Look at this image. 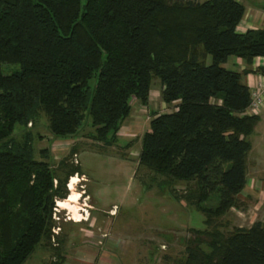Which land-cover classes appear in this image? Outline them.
<instances>
[{"label": "trees", "instance_id": "trees-1", "mask_svg": "<svg viewBox=\"0 0 264 264\" xmlns=\"http://www.w3.org/2000/svg\"><path fill=\"white\" fill-rule=\"evenodd\" d=\"M243 13L238 0H0V264H23L49 242L54 200L77 172L63 159L51 167L46 148L35 158L27 125L43 114L55 138L88 125L110 144L131 103L146 105L153 79L173 105L151 114L137 164L164 184L191 183L184 200L204 217L178 264H264V221L229 232L214 222L239 204L259 121L245 113L242 77L264 68L221 66L264 57V26L236 30Z\"/></svg>", "mask_w": 264, "mask_h": 264}, {"label": "rangeland", "instance_id": "rangeland-1", "mask_svg": "<svg viewBox=\"0 0 264 264\" xmlns=\"http://www.w3.org/2000/svg\"><path fill=\"white\" fill-rule=\"evenodd\" d=\"M204 62L210 63L206 55ZM228 69L238 66L228 64ZM153 79L146 105L131 103L116 140L110 144L93 140L84 126L65 139L53 137L40 114L27 125L35 158L48 149L49 164L63 159L77 172L65 182L66 195L55 199L49 242L36 247L23 264H178L189 228H204L203 215L191 207L184 195L191 183L163 182V177L137 164L140 136L148 130L151 114L172 110L159 96ZM261 109L256 112L260 115ZM263 118V119H262ZM249 135L251 148L246 158V184L237 194L238 206L216 217V227L229 232L264 221V111ZM85 123L88 118L85 117ZM15 125L13 137L22 130ZM61 177L62 173L57 171ZM206 206H213L208 200ZM55 223V222H54ZM47 243V244H46ZM56 248V249H54Z\"/></svg>", "mask_w": 264, "mask_h": 264}, {"label": "crops", "instance_id": "crops-1", "mask_svg": "<svg viewBox=\"0 0 264 264\" xmlns=\"http://www.w3.org/2000/svg\"><path fill=\"white\" fill-rule=\"evenodd\" d=\"M195 1L201 2L203 0H195ZM238 1L243 5L244 13L239 23L236 26L237 31L243 32L247 28H260L264 26V0H238ZM228 64L238 66L237 69L238 71L246 67L251 68V65L247 66L244 64V62L241 59L233 56L227 57V59L225 60V62L221 64V66L227 68ZM255 76H256L255 72H249L242 77V81L244 84L248 86V83L253 82L255 80ZM149 96L150 94H148V98ZM263 111H264V96H263V105H262L261 113L259 115V121H258L259 123L263 119V118L261 119Z\"/></svg>", "mask_w": 264, "mask_h": 264}, {"label": "built area", "instance_id": "built-area-1", "mask_svg": "<svg viewBox=\"0 0 264 264\" xmlns=\"http://www.w3.org/2000/svg\"><path fill=\"white\" fill-rule=\"evenodd\" d=\"M251 68L253 70H257L260 68H264V57L257 56L252 58ZM255 80L253 82L248 83L249 88V104L245 109V113L247 114H255L262 108L263 105V96H264V73L256 71ZM56 210V202L52 208ZM53 213V212H52ZM54 233V231H53Z\"/></svg>", "mask_w": 264, "mask_h": 264}]
</instances>
